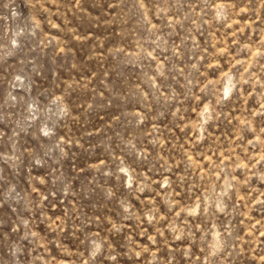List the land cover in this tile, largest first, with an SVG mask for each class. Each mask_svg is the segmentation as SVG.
<instances>
[{
	"label": "rangeland",
	"instance_id": "rangeland-1",
	"mask_svg": "<svg viewBox=\"0 0 264 264\" xmlns=\"http://www.w3.org/2000/svg\"><path fill=\"white\" fill-rule=\"evenodd\" d=\"M0 264H264V0H0Z\"/></svg>",
	"mask_w": 264,
	"mask_h": 264
}]
</instances>
